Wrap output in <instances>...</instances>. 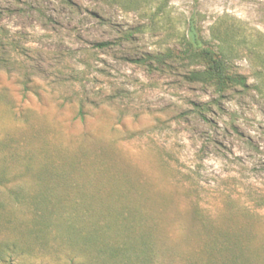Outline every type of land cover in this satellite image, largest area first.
<instances>
[{
  "label": "rangeland",
  "instance_id": "rangeland-1",
  "mask_svg": "<svg viewBox=\"0 0 264 264\" xmlns=\"http://www.w3.org/2000/svg\"><path fill=\"white\" fill-rule=\"evenodd\" d=\"M0 264H264V0H0Z\"/></svg>",
  "mask_w": 264,
  "mask_h": 264
},
{
  "label": "trees",
  "instance_id": "trees-1",
  "mask_svg": "<svg viewBox=\"0 0 264 264\" xmlns=\"http://www.w3.org/2000/svg\"><path fill=\"white\" fill-rule=\"evenodd\" d=\"M109 44H104L108 46ZM197 56L203 59L206 64V70L204 73L205 78L210 82L225 87L231 83L242 84V80L239 78H233L228 75L224 69L222 60L215 55L210 49H203L199 52H196Z\"/></svg>",
  "mask_w": 264,
  "mask_h": 264
}]
</instances>
